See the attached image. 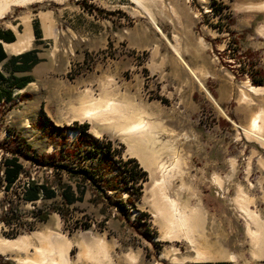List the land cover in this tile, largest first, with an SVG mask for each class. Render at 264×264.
<instances>
[{
  "label": "rangeland",
  "instance_id": "1",
  "mask_svg": "<svg viewBox=\"0 0 264 264\" xmlns=\"http://www.w3.org/2000/svg\"><path fill=\"white\" fill-rule=\"evenodd\" d=\"M138 2L41 0L11 7L0 19L4 28H23L25 21L32 25L36 20L43 31V62L34 70L37 82L0 104V163L15 147L17 139L12 140L21 137L30 146L28 157L61 153L75 170L98 167L108 179L95 187L83 174L72 176L22 158L23 171L7 192L0 172V240L38 231L58 233L73 242L105 236L118 243L110 264H132L124 257L129 252L137 256L133 264H264V250L254 254L248 230L257 228L245 212L258 217L262 227L257 231L264 239V147L242 130L264 110V91H247L248 85L264 88L252 85L248 74L249 65H255L264 76V33H259L264 9L256 8L264 0ZM45 14L51 16L50 29L42 23ZM72 77L94 89L72 95L67 88ZM100 83L102 90L96 88ZM99 98L102 104L126 105L120 111L129 116L131 109L160 113L154 120L141 116L152 137L140 145L161 153L154 169L131 153L134 144L118 128L122 117L115 122L108 116V124L103 122L106 118H82L88 101ZM114 122L117 132L110 126ZM73 123L86 124L97 143H109L111 160L103 161V154L88 158L83 153L86 145L75 153L76 131L62 129ZM128 159L145 173L139 190L120 181L119 189L106 188L104 183L122 175L116 163ZM162 163L172 168L165 195L181 212L198 208V238L216 244L206 249L218 255L215 260H196L182 234L178 240L163 238L169 228L153 209L157 198L148 193L160 178ZM28 181L48 186L57 196L22 201L21 187ZM79 181L85 188L82 200L64 204L61 189L75 190ZM121 203L123 208L117 206ZM76 251L72 246V264ZM23 257L16 251L0 254V264H21L18 259Z\"/></svg>",
  "mask_w": 264,
  "mask_h": 264
},
{
  "label": "bare ground",
  "instance_id": "2",
  "mask_svg": "<svg viewBox=\"0 0 264 264\" xmlns=\"http://www.w3.org/2000/svg\"><path fill=\"white\" fill-rule=\"evenodd\" d=\"M39 1L41 0H0V19L4 17L11 7L25 6ZM130 1L139 4L138 0ZM256 8L264 9V5ZM42 18L49 19L46 14L43 15ZM259 33H264L263 27L259 29ZM28 38L29 36L26 33L24 34L23 40L9 47L13 51H21L28 45ZM174 50L178 53L176 49ZM247 91L254 94L262 93L264 88L248 85ZM125 106L116 102L106 101L105 104L94 102L90 105V108L86 110L84 109V111L82 110V118L96 119L95 117L101 118L103 116L110 118L108 116L111 115H117L116 119L122 117L123 123L120 122L118 128H120V133L134 144V146L130 147L131 153L137 156L141 162L148 167V169H154L155 165L158 164L160 157L159 154L161 153H159L158 150L156 151L155 149L145 148L142 144L140 145V142H142L143 139H147V137L149 138V136H151V128L143 120H140V118L137 119L132 115L129 116L127 112H123V109L121 112L120 107ZM242 130L248 139L254 141L259 146L264 147V110L255 114L251 118L248 126ZM168 168L169 166H164L163 163L159 165L160 170L158 169V172L160 178L155 179L148 189L150 196L157 198L161 203L166 205L162 207L157 199L156 202L153 199V209L155 210L156 216H158L162 223L164 221L169 228V230L167 229L168 233H166L163 238H167L171 241L178 240L181 238L180 234H182V238L194 248L196 260L213 261L218 255L213 251L208 253L206 249L208 247H215L216 244L198 238L200 233V227L198 225H200L199 222H202L198 208L192 207L190 210L187 209L188 211L181 212L177 208L176 202L170 200L165 195L166 192L163 190L164 185H166V182L171 178L169 173L172 168L170 170ZM154 172L153 174H155ZM245 212L251 217L257 228L254 232L248 230V233L254 241V254L259 256V253L264 250V239L261 237L259 231H257L260 228L261 223L257 221L258 217L256 215H253L246 210ZM72 246H75L77 250L73 257L75 264H110L115 256L114 254H116L118 250L117 241L107 240L105 236L81 237L79 241L73 242L58 233L38 231L29 236H22L12 240L1 239L0 254L13 251L21 252L24 255L23 258L18 259V262L21 264H72L70 254ZM124 257L128 263L132 264L137 260V256L132 252L127 253Z\"/></svg>",
  "mask_w": 264,
  "mask_h": 264
},
{
  "label": "trees",
  "instance_id": "3",
  "mask_svg": "<svg viewBox=\"0 0 264 264\" xmlns=\"http://www.w3.org/2000/svg\"><path fill=\"white\" fill-rule=\"evenodd\" d=\"M37 34V32H36ZM11 33L10 31H2L0 30V39L9 41L11 40ZM27 53L20 55V59H22V65L16 67V69L23 70L26 68V65L23 63L26 62ZM5 58V54L2 51L1 45H0V61H2ZM30 64H34V59H29ZM244 65V64H243ZM248 74L250 76V82L254 86H263L264 85V76L262 74V71L255 68V65H249L248 67ZM2 80V75L0 74V81ZM64 131L67 129L79 131V135L77 136L76 145L73 147L72 150H76L75 153H79V150L81 146L89 145L87 147L88 154L94 155V154H103L104 159L106 161L111 160V146L109 143H106L105 145L95 142L91 137L87 136L85 134L86 130L88 129V126L86 124L78 125L77 123H73L70 127H64L62 128ZM84 135V137H80L81 135ZM17 139V141H14ZM12 141L16 143L15 147L11 150H9V157H6L2 160L0 163V172L2 174V182H3V188L7 192L13 188L16 181L20 177L22 171H23V165L21 162V159H27L31 161H38L40 165L50 167L56 170L60 171H66L70 175L75 174H83L86 179L89 180L90 184L92 186L99 185L104 180H108L107 178L103 176L97 175V172L94 171H82V170H75L73 167H71L70 163H66L63 161V157L61 156V153L52 154L47 158H35L33 156H27V150H30V146L24 141L21 137H16ZM100 148V149H99ZM70 151L74 153L73 151ZM99 150V151H97ZM25 154V155H23ZM112 163V161H111ZM116 167L121 172V176L115 177L113 182H107L104 183V186L109 189H119L117 186L118 181L123 182L126 186L132 187L134 192H137L139 190L138 186H140L141 181L144 179V172L137 170V163L132 160L128 159L125 161H122L120 163H116ZM114 177V176H113ZM120 179V180H119ZM111 183V184H110ZM73 188L70 186H66L61 189L60 197L64 204L66 205H72L75 202H80L82 200V197L85 193V188L81 181L79 183L75 184V190H72ZM57 196V193L49 188L48 186L44 184H37L35 182L28 181L26 184H24L21 187V199L24 202L28 203H34L38 200H51L54 199ZM127 201H130L127 199ZM120 208H123V204H117ZM15 218V217H13ZM203 264H225L223 262L218 263H203Z\"/></svg>",
  "mask_w": 264,
  "mask_h": 264
},
{
  "label": "crops",
  "instance_id": "4",
  "mask_svg": "<svg viewBox=\"0 0 264 264\" xmlns=\"http://www.w3.org/2000/svg\"><path fill=\"white\" fill-rule=\"evenodd\" d=\"M48 18H50V22L47 23L46 22L47 19L44 18L42 23L46 25L47 29H50L51 28V16L50 17L48 16ZM41 26L42 24L36 20H33L32 25L28 24V22L25 21L23 28H19L17 25L13 27H7V28L0 26V30L10 31L11 36H12L11 40L9 41L0 39L1 48H2L3 53L5 54V58L2 61H0V74L2 75V80L0 81V104L5 100H10L12 96L19 94L20 92L24 91L26 87L32 84H35V82H37L36 77L34 75V70L36 69L37 66H39L43 62V59L40 56L41 53L39 49V46L43 44V41H42L43 31H42ZM26 33L29 36L28 45L25 48H23L21 51H13L9 46L17 44L21 40H23L24 34ZM31 45H33V47H31ZM26 53L28 55L27 56L28 59H26V62L23 63L24 65H26V68H24L23 70L16 69V67L22 65V59H20V55L26 54ZM29 59H32V60L34 59L35 63L31 65L29 62ZM67 83H68L67 85L68 91H70V93L74 96H77L78 94H81V95L87 94L88 91L92 92V90L94 89L93 84L89 82L86 83L75 77L68 79ZM100 86H101V83H100ZM54 88L56 89V93H58L59 83H55ZM96 88L98 90L100 89L102 90V86L101 88H98V87ZM106 91H107V88H106ZM102 99L103 98H99L98 100L90 99L88 101L89 102L88 107L90 108V105H92V103L102 101ZM84 109H86V107H84L83 110ZM129 112H131L130 114L133 117L140 118V119H142L141 118L142 116L143 118L154 120L155 117L160 116V113L158 112L150 113V112H146L145 110L136 111L134 109H131V111L129 110ZM104 118L106 119L104 120ZM111 118H113L115 122H117L118 120L116 119L117 117L115 118V116H111ZM99 119H103L104 120L103 122H106V123L108 121V118L104 116ZM86 120H93V119H86ZM115 122L114 124L110 126H112V128L117 132V130L114 128ZM79 134H80L79 131L75 132V136H78ZM85 134L91 137L95 142L98 140L97 137L89 134V129L86 130ZM80 137H84V135L82 134ZM88 146L89 145H86L83 147V153L88 154L87 152ZM94 155H97V157L99 156V154H94ZM88 156H89L88 158H92V155L91 156L88 155ZM102 158L104 161L105 160L104 157ZM91 170L94 172H97V175L99 176H102V177L104 176V174L102 173L103 169L101 168L96 167L95 170L90 169L89 171Z\"/></svg>",
  "mask_w": 264,
  "mask_h": 264
}]
</instances>
